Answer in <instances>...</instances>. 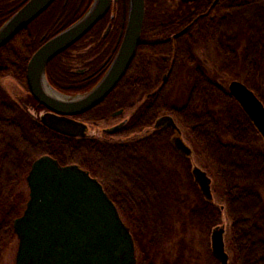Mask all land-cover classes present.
<instances>
[{
    "label": "trees",
    "instance_id": "obj_1",
    "mask_svg": "<svg viewBox=\"0 0 264 264\" xmlns=\"http://www.w3.org/2000/svg\"><path fill=\"white\" fill-rule=\"evenodd\" d=\"M148 1L145 0L146 10ZM222 1L227 4V10L221 12L222 24L216 26L211 10L195 20L191 35L196 43L211 44L220 57L221 71L244 84L264 107V28L252 18V13H259L264 7V0ZM191 8L190 15L195 17L201 0ZM193 45L191 42L187 60L186 52L176 47L178 54L170 66L172 74L190 67L186 97L176 105L169 98L172 86L167 88L168 81L158 92L154 115L172 111L211 170L230 221L228 244L234 264H264V146L227 89L207 75L193 54ZM31 52L26 48L23 32L1 47L0 81L10 77L25 87V62ZM136 58L137 54L122 80L136 73ZM159 66L167 67L165 63ZM118 86L112 94L136 89L131 86L125 91ZM153 145L144 141L90 144L87 139L76 140L39 128L0 85V202L12 201L11 194L23 182L32 162L47 155L61 166L76 165L101 184L121 219L127 222L139 252L136 264H189V257L185 260L181 253L194 242L183 238L202 237L198 242L203 244V253L209 252L208 238L202 233L207 235L211 226L220 223V210L202 197L187 161H180V173L178 161L169 165L152 160L149 156L155 148L168 147L159 139ZM21 195H14V200ZM15 207L14 204L13 218L20 215ZM6 229L10 233V222L0 231L5 233ZM179 236L180 240L176 238ZM170 243L178 253L173 261L165 257ZM5 244L0 239V250Z\"/></svg>",
    "mask_w": 264,
    "mask_h": 264
},
{
    "label": "water",
    "instance_id": "obj_2",
    "mask_svg": "<svg viewBox=\"0 0 264 264\" xmlns=\"http://www.w3.org/2000/svg\"><path fill=\"white\" fill-rule=\"evenodd\" d=\"M54 0H28L0 26V48L41 14ZM110 0H93L73 24L43 43L30 57L25 71L34 100L52 115L42 118L50 130L67 137L83 136L85 127L67 118L99 104L132 62L143 26L145 0H125L124 30L105 73L87 93L66 97L55 93L45 78L46 64L80 40L106 13ZM228 94L240 106L264 143V107L239 81ZM159 119L155 126H159ZM192 175L202 196L210 200L209 181L197 168ZM28 200L13 221L17 239L14 264H136L129 228L101 184L76 165L60 166L49 156L36 159L26 176ZM223 230L211 237L213 256L226 264Z\"/></svg>",
    "mask_w": 264,
    "mask_h": 264
},
{
    "label": "flooded vegetation",
    "instance_id": "obj_3",
    "mask_svg": "<svg viewBox=\"0 0 264 264\" xmlns=\"http://www.w3.org/2000/svg\"><path fill=\"white\" fill-rule=\"evenodd\" d=\"M27 1L28 0H0V26ZM198 1L199 0H149V10H146L145 2L143 26L135 53L137 54L135 65L136 73L134 75H127L126 79L122 80L123 75L114 89L93 108L81 114L67 117L85 127L83 136L70 138L76 140L87 139L90 144L107 145L139 144L143 141L145 143L151 142L155 145L159 139L161 143L166 142L168 147H161L160 149L155 148L156 151L149 156L150 159L164 162L171 161V165H173L174 161L185 162L191 159L193 152L188 144L189 142L183 137L184 131L187 136L190 137L188 130L179 123L172 111H161L157 115H154V113L158 100V92L168 81L169 85L167 88L169 86L171 87L173 82L180 76L177 75V73L172 74L170 67L178 54L176 47L181 48L182 53L186 52V60L189 54L188 50L190 43H195V45L191 47L193 52L196 50V47H198L197 44L199 42L196 43L191 35V31H193L192 24L195 20L205 17L212 10L213 14L210 15V17L215 18L216 26L222 24L223 14L221 12L224 9L227 10V4H225L224 1L201 0L200 12H198L195 17L191 16L190 13L191 11L193 12V8L191 7ZM158 2L159 6L162 5L159 7V10L157 9ZM92 3L93 0H54L41 14L19 31L23 32L26 48L30 51L32 50L29 58H27L25 62V71L26 65L32 54L48 39L76 22L90 8ZM167 4L169 5L167 6ZM235 6L236 4L234 3L233 7ZM161 7H166V10L163 9L161 11ZM124 8L125 0H110L108 10L102 18L80 40L53 57L46 64L45 78L55 93L66 97H79L91 90L100 80L111 59L115 55L121 40L124 30ZM262 16L264 17V15ZM16 35H14L11 40ZM98 37L103 39V41H99L100 39ZM159 63H165L167 67H160ZM153 69H155L158 76L160 75L157 85L152 84V81H155V77L157 76L155 75L154 77L153 74L150 73ZM5 79L16 84L17 88L20 90L21 93L15 95V99H12L7 93L6 94L13 101L19 103L20 108L23 109L28 118L33 120L37 127H42L50 132L58 134L42 123L41 120L44 116L52 114L34 100L28 90L26 80L24 87L19 85L12 78L6 77L0 81V85ZM117 86L119 88H124V90L131 86H134L136 89L135 91H127L129 93L122 92L123 94H112ZM166 97L168 98L169 95ZM143 107L144 110H142ZM132 119H134V123L131 122ZM159 119H161V121L159 126L156 127L155 124ZM127 129H130L129 133H126ZM133 135L135 136L134 140L125 141L126 137ZM193 169L194 167L192 166L190 170L191 174ZM204 173L209 181L208 186L211 198L210 200H206L203 196L202 197L206 201L212 202V178L210 176L208 177L206 172ZM23 183L26 185V176L23 179ZM11 197L13 201L14 195L11 194ZM27 198L28 193L26 195L22 194L21 199L18 200L19 206H16L15 209H20L22 206L23 212ZM12 201L0 202V228L4 225H8L9 222L11 226L10 233L7 229L5 233L0 231V239L4 242L16 238L12 229V224L20 215L13 218L14 205ZM221 209L220 207L219 210L221 211ZM218 229L223 230L224 233L223 227L219 224L211 226L207 235L205 232L202 233L203 236H207L210 241L209 252L205 251L202 256L207 261L213 262L214 264H221L220 261L213 256L211 250V237L213 232ZM207 254H209V256ZM225 255L227 256L226 264H228L229 257L226 253Z\"/></svg>",
    "mask_w": 264,
    "mask_h": 264
},
{
    "label": "rangeland",
    "instance_id": "obj_4",
    "mask_svg": "<svg viewBox=\"0 0 264 264\" xmlns=\"http://www.w3.org/2000/svg\"><path fill=\"white\" fill-rule=\"evenodd\" d=\"M168 5L169 4H167V6ZM160 6H162V5H160ZM160 6H159V2H158L157 3V9L158 10H159ZM166 7H161L160 10L161 11L163 9L166 10ZM158 10H157V12H158ZM157 14H159V13H157ZM262 15H264V7L260 8L259 13H255V14L252 13V16H253L252 18H253V21L256 20V25H259L260 27L264 28V17ZM150 16H151V14H150ZM259 16H261V17H259ZM197 45H198V47H196V50L193 52V54L200 61V63H202L204 65L206 73L210 78L216 80V82L221 84L226 89H227L229 83H231L232 81H238V80L232 78L233 75L231 76V74H227L226 72L221 71V69H220V62H221L220 57L216 56L214 48L211 44L205 45V44L199 42ZM70 56H71V52H70ZM183 69L184 70H182L180 73L179 72L177 73V75H180V76L176 79V81L173 82L172 90H171L172 93L170 95V98L174 99V102H176V105L181 103L183 98L186 97L188 87H189V83H190L189 82L190 77H191V73L189 72L190 67H185ZM150 73L153 74L154 77H155V75H157L155 69H153V71H151ZM159 78H160V75L159 76L157 75L155 77V81L154 80L152 81V84L157 85L159 83ZM1 87L4 89V91L12 99H15L14 98L15 95H19L21 93L20 90L17 88L16 84L9 82L8 79H5L1 82ZM183 137L187 142H189L188 144L190 145V148L193 152V156L191 157L190 160L187 161L188 162L187 166L189 167V172L193 166L194 168H197L201 172H206L208 177L210 176L212 178V182H211V194H212V198H213L212 203L214 205H216L219 209H220V207L222 208L220 211V223H219V225H221L224 229V233H223V237H222L223 238V244H224V252L229 257L228 264H234L233 253H232L231 249L229 248V244H228L229 243L230 221L228 220V217L226 215L224 203L222 201V196H221V193L219 191L218 185H217L215 179L213 178L211 170L209 169L204 157L201 155V153H199L198 149L192 144L193 142H192L191 136L190 137L187 136V134L184 131ZM134 139H135L134 135L128 136V137H126L125 141H131ZM261 142L264 146L263 141H261ZM168 153H169V151H168ZM168 163H169V165L172 164L171 161H169ZM180 165H181V162H179L177 165V171H180V173H181L182 171L180 169ZM20 193L24 194V195H26L28 193L27 187H26L25 183H23V182L22 183L19 182L16 190L14 191V195H17ZM18 200H19L18 198H17V200H14V197H13V201H12L13 205L15 204L16 206H19ZM22 209H23L22 206L20 207V209H17L19 211L20 215L22 214ZM122 220L125 224L127 223L125 219H122ZM180 237L181 236L176 237V238L178 239ZM200 238H202V237H198L196 235L192 236V238L191 237L183 238L184 240L193 241L194 244L189 249L182 252L181 255L186 257V258H184L185 260H187V258L189 257V264H214L213 262H209L205 258H203L202 254L204 251V247H203V244L201 242H198V240H201ZM178 240H180V239H178ZM174 242H176V241H174ZM207 242H208L209 249H210L209 238H208ZM5 243L6 244L0 250V264H14V257H15V253H16V249H17V240H16V238H14L13 240L7 241ZM165 251H166L165 257H167V259L170 261H173L175 259V257H177V255H178L177 249L174 248L173 244H171V243H170L169 248H167ZM138 253L139 252L136 249L135 255L138 256Z\"/></svg>",
    "mask_w": 264,
    "mask_h": 264
}]
</instances>
